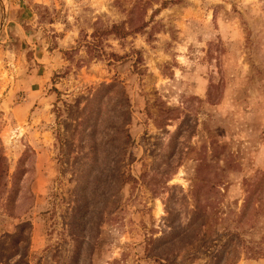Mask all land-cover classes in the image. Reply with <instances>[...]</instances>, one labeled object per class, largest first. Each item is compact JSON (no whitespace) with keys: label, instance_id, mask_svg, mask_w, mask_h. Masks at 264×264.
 I'll list each match as a JSON object with an SVG mask.
<instances>
[{"label":"rangeland","instance_id":"rangeland-1","mask_svg":"<svg viewBox=\"0 0 264 264\" xmlns=\"http://www.w3.org/2000/svg\"><path fill=\"white\" fill-rule=\"evenodd\" d=\"M0 2V264H264V0Z\"/></svg>","mask_w":264,"mask_h":264},{"label":"water","instance_id":"water-1","mask_svg":"<svg viewBox=\"0 0 264 264\" xmlns=\"http://www.w3.org/2000/svg\"><path fill=\"white\" fill-rule=\"evenodd\" d=\"M1 4V11H0V26L2 25V22L4 20V16H5V10H4V6H5V3L3 2V4L0 2Z\"/></svg>","mask_w":264,"mask_h":264},{"label":"trees","instance_id":"trees-1","mask_svg":"<svg viewBox=\"0 0 264 264\" xmlns=\"http://www.w3.org/2000/svg\"><path fill=\"white\" fill-rule=\"evenodd\" d=\"M4 161H5V159H4L2 156H0V163H2V162L4 163ZM16 197H17V195H16ZM5 202H6V204H7V203H9L10 201H9V199H6ZM246 204H248V202H246ZM244 207L247 208V205H244Z\"/></svg>","mask_w":264,"mask_h":264},{"label":"crops","instance_id":"crops-1","mask_svg":"<svg viewBox=\"0 0 264 264\" xmlns=\"http://www.w3.org/2000/svg\"><path fill=\"white\" fill-rule=\"evenodd\" d=\"M23 105H26V104L24 103V104H22V106H23ZM15 109H18V107H14V109H13V110H15Z\"/></svg>","mask_w":264,"mask_h":264}]
</instances>
